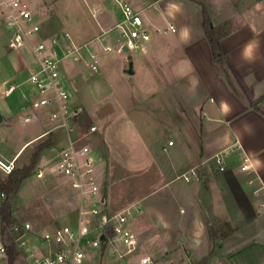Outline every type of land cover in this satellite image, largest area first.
Returning a JSON list of instances; mask_svg holds the SVG:
<instances>
[{
    "label": "crops",
    "instance_id": "0c3cea01",
    "mask_svg": "<svg viewBox=\"0 0 264 264\" xmlns=\"http://www.w3.org/2000/svg\"><path fill=\"white\" fill-rule=\"evenodd\" d=\"M120 1L128 3L141 18L143 14V23L146 19L156 28L144 53H136L134 58L124 57L119 67L113 68L120 86L117 91H125L124 85L129 82L128 90L134 92L132 98L105 104L106 109L93 116L101 129V143L107 148L108 156L115 155L117 164L129 166L144 178L136 184L135 194L124 191L125 210L132 212L128 226L137 242L135 252L112 259L108 253L112 250L111 243L106 245L103 255L107 254L109 264H137L141 257L150 258L151 264H199L206 256H209L206 264H264V209L259 207L264 204V0ZM117 2L73 0L70 3L74 7H89L95 17L106 9L92 33H82L77 40L69 30L78 46L75 62L87 59L89 65L90 55L98 56L99 47L103 50L108 42L103 31L121 19ZM202 5L208 11L212 27L221 33L218 43L226 61L227 78L212 61L202 28ZM169 26L175 31L170 32ZM102 38L106 41L99 43ZM251 39L259 41V48L249 63L241 58L240 51ZM93 40L99 46L90 44ZM129 63L133 73L125 74ZM25 79L16 84V91L26 84ZM69 83L76 86L78 80L70 77ZM29 93L33 96L30 89ZM22 95L25 94L21 92L16 98L15 107L19 111L24 103ZM255 100L258 102L252 105L250 101ZM78 102L86 111L84 103ZM70 103L77 108L71 98ZM109 107H129L130 114L121 110L120 116L112 118L107 111ZM11 116L7 106L0 109V123L9 124ZM32 121L45 129L22 143L15 155L19 156L23 147L47 136H43L49 126L46 117L40 113ZM146 122L154 125L147 134L138 127ZM163 124L166 128L160 132ZM50 135L54 146L42 154V160L45 153L57 152L66 144L63 132ZM225 150L230 153L224 158L225 170L221 172L213 157ZM92 152L97 159L99 180L102 160L93 149ZM0 155L5 159L13 157ZM245 158L255 168V185L263 187L256 196L247 185V174L239 169ZM192 170L196 176L185 182L181 175ZM178 180L181 182L176 184ZM100 185L108 205L114 207L120 196L113 189L106 195ZM142 187L146 191H141ZM144 191L145 195H139ZM211 216L221 222L222 233L234 230L233 233L211 242L207 234ZM75 220L76 212L74 222L69 223L73 225ZM117 246L124 248L119 242ZM145 249L151 252L139 253ZM99 253L101 250L96 252Z\"/></svg>",
    "mask_w": 264,
    "mask_h": 264
},
{
    "label": "built area",
    "instance_id": "2783aa9c",
    "mask_svg": "<svg viewBox=\"0 0 264 264\" xmlns=\"http://www.w3.org/2000/svg\"><path fill=\"white\" fill-rule=\"evenodd\" d=\"M121 19L118 23L107 25L103 35L108 38L103 50L105 53H144L150 33L144 26L143 20L128 3L118 0ZM0 25L9 33L7 48L18 50L28 46L32 56L25 83L33 93L22 95L23 114L22 123L28 124L43 114L49 124L46 136L56 130L64 133L66 144L57 150L55 156V169L63 177L69 187L77 193L76 220L72 224H62L43 231L38 239L46 248V253L41 257H34L29 264H84L86 250H101L102 245L113 243L109 256L124 258L135 252L137 242L129 226L128 217L131 210L121 212L110 209L96 173L97 159L92 148L87 143H82L88 135L95 133L96 127L89 126L85 130L79 127V109L70 103V94L60 82V64L66 58L77 61L78 49L67 46L69 38L67 33L51 35L35 40L41 26L33 15L26 0H0ZM168 30L174 32L169 26ZM97 56L90 55L88 67L92 72L97 71ZM18 85L8 83L4 87L3 95L11 96ZM168 145H172L169 141ZM230 150L214 155V161L219 171L225 170L224 158ZM18 155L5 159L0 155V179L9 175L15 169ZM240 171L247 174V185L252 188V194L258 195L263 189L262 185L256 186V171L253 165L244 159L239 167ZM39 170V176H41ZM196 176L194 170L181 175L185 182ZM6 201V193L1 189L0 207ZM259 207L264 209V204ZM25 229H30L24 224ZM24 230V229H23ZM25 233V232H24ZM124 245L123 250L117 243ZM19 246V244H18ZM0 256H4L0 243ZM137 264H151L148 257H141Z\"/></svg>",
    "mask_w": 264,
    "mask_h": 264
},
{
    "label": "rangeland",
    "instance_id": "374dc122",
    "mask_svg": "<svg viewBox=\"0 0 264 264\" xmlns=\"http://www.w3.org/2000/svg\"><path fill=\"white\" fill-rule=\"evenodd\" d=\"M29 3L31 11L37 21L41 24L43 35L33 38L31 43L41 38H46L51 35H60L67 33L69 38L66 42L67 46L73 49H78L77 44L74 42L70 31L74 33L77 40L85 35L90 34L97 28V21L99 16H102L106 11L98 13L97 17L92 16L89 7L85 6H70L73 0H26ZM75 9H74V8ZM105 7V6H104ZM144 15L142 18L144 20ZM145 27L150 35L156 27L152 22L145 19ZM70 30V31H69ZM9 33L0 25V109L8 107L12 112V116L8 118L9 124L0 123V153L10 158L15 155L20 145L33 137L36 133L44 130L41 125L32 121L28 124H22L23 114L15 107L18 103L17 96L21 92L25 95L28 94L29 86L22 84L19 89L10 97H4L3 90L6 84L12 81L14 84H19L28 75L29 67L32 64V56L28 46H23L18 50H9L7 43ZM155 36V34L153 35ZM106 41L105 38L99 40L100 42ZM98 41L93 40L90 44L98 45ZM136 53H124L122 55H114L105 53L101 47L98 48V72H92L87 65V59L81 62H75L72 58L63 60L61 63V76L60 82L64 85L65 89L70 94V98L76 102L79 109V127L80 130H85L89 126L97 127L94 134L88 135L82 143H87L101 158L99 166V182L102 183L106 195L111 189L114 190L117 196H120L119 202L113 207L109 204L113 211H125L126 202L123 203L127 197L125 192H137L138 187L136 184L141 183L144 178L139 177V173L129 169L127 165H119L115 155L108 156V150L102 145L100 134L101 129L95 123V118L99 115L100 110L106 109L105 104H111L114 101L120 100L119 98L131 99L134 95L133 91H129L130 83L124 85L125 91H117L120 88L119 82L116 80L113 68H118L119 63L122 62L124 57L134 58ZM18 66L22 69L19 71ZM112 71V72H111ZM126 72V70H125ZM127 74V72L125 73ZM70 77H75L78 80L76 86L70 85ZM84 103L86 111L81 103ZM121 110H128L125 114H130V108H116L109 107L108 114L110 117L115 118L122 114ZM85 114V115H84ZM159 118V117H158ZM161 118V117H160ZM4 120L6 117L4 115ZM138 125V124H137ZM140 125V126H139ZM138 127L142 129L145 134L146 131L153 130V122H146L139 124ZM153 125V126H152ZM164 126V127H163ZM160 132L164 131L166 124H163ZM59 135L61 130L54 131L53 134ZM41 138L25 147L22 153L17 157L15 168L20 167L26 162L29 153L33 150L41 140ZM43 154V153H42ZM40 159L32 171L31 176L21 185L15 199L13 200L14 218L16 222L23 227L28 224L30 229H24V234L18 239V249L20 255L16 258L14 264H29L34 257H41L46 253L44 247H41L38 242L39 235L45 231L50 230L57 225L69 224V221L75 219V205L77 193L73 191L67 181L58 175L55 169V156L54 150L45 153L42 160ZM105 157V158H104ZM109 158V159H108ZM39 170L42 172L39 176ZM147 173H144L146 175ZM140 181V182H139ZM180 180L176 181L179 184ZM143 183V182H142ZM175 186V185H174ZM147 188L142 187L146 191ZM135 190V191H134ZM125 191V192H124ZM140 193L143 196L146 192ZM127 193V194H128ZM131 194V193H130ZM128 196V195H127ZM136 196V195H134ZM74 222V221H73ZM152 247V245H151ZM97 251H86L87 263L86 264H109L106 255L96 254ZM149 253L151 250H142L139 253ZM112 259L117 257L109 256ZM207 256L199 262L203 263L207 260ZM0 264H6L5 257L0 256Z\"/></svg>",
    "mask_w": 264,
    "mask_h": 264
},
{
    "label": "trees",
    "instance_id": "16d2710c",
    "mask_svg": "<svg viewBox=\"0 0 264 264\" xmlns=\"http://www.w3.org/2000/svg\"><path fill=\"white\" fill-rule=\"evenodd\" d=\"M200 7L202 14V28L211 50L212 61L221 69L224 76L227 78L226 61L218 43L221 33L218 28L212 27L210 16L205 6L202 5ZM257 102L258 100L250 101L252 105H255ZM53 146L54 143L51 135L48 134L45 139L41 140V142L34 146L25 163H23L20 167L15 168L6 177L0 179L1 189L6 193V201L0 207V243L3 247L6 264H14L16 258L20 255V251L18 249V239L24 234L23 227L16 222L13 215V200L15 199L21 185L31 176L41 154ZM221 231V222L211 216L207 230L208 239L211 242L218 239H224L231 235L234 230L224 233ZM105 248L106 245L103 244L101 248V255L104 254ZM201 264H206V260H204Z\"/></svg>",
    "mask_w": 264,
    "mask_h": 264
},
{
    "label": "clouds",
    "instance_id": "9594fccd",
    "mask_svg": "<svg viewBox=\"0 0 264 264\" xmlns=\"http://www.w3.org/2000/svg\"><path fill=\"white\" fill-rule=\"evenodd\" d=\"M259 48V41L251 39L247 41L241 48L240 56L246 62H253L256 50Z\"/></svg>",
    "mask_w": 264,
    "mask_h": 264
},
{
    "label": "water",
    "instance_id": "95a60500",
    "mask_svg": "<svg viewBox=\"0 0 264 264\" xmlns=\"http://www.w3.org/2000/svg\"><path fill=\"white\" fill-rule=\"evenodd\" d=\"M126 72L128 74H132L133 73V70H132V63H129L128 64V69L126 70ZM0 122H1V117H0Z\"/></svg>",
    "mask_w": 264,
    "mask_h": 264
},
{
    "label": "bare ground",
    "instance_id": "6f19581e",
    "mask_svg": "<svg viewBox=\"0 0 264 264\" xmlns=\"http://www.w3.org/2000/svg\"><path fill=\"white\" fill-rule=\"evenodd\" d=\"M25 147H26V146H25ZM25 147H23V149L19 152V155L22 153V151L24 150Z\"/></svg>",
    "mask_w": 264,
    "mask_h": 264
}]
</instances>
